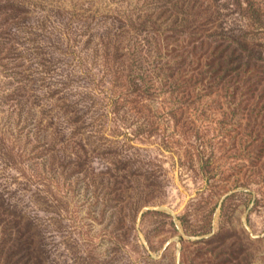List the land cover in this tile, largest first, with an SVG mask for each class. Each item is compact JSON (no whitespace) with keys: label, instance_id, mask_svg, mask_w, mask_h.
<instances>
[{"label":"rangeland","instance_id":"1","mask_svg":"<svg viewBox=\"0 0 264 264\" xmlns=\"http://www.w3.org/2000/svg\"><path fill=\"white\" fill-rule=\"evenodd\" d=\"M0 264H264V0H0Z\"/></svg>","mask_w":264,"mask_h":264}]
</instances>
